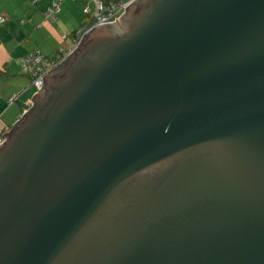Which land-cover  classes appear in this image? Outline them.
I'll use <instances>...</instances> for the list:
<instances>
[{"label": "water", "instance_id": "95a60500", "mask_svg": "<svg viewBox=\"0 0 264 264\" xmlns=\"http://www.w3.org/2000/svg\"><path fill=\"white\" fill-rule=\"evenodd\" d=\"M130 1L2 134L0 264H264V0Z\"/></svg>", "mask_w": 264, "mask_h": 264}, {"label": "crops", "instance_id": "0c3cea01", "mask_svg": "<svg viewBox=\"0 0 264 264\" xmlns=\"http://www.w3.org/2000/svg\"><path fill=\"white\" fill-rule=\"evenodd\" d=\"M55 1L17 0L12 14L8 7L0 12L4 18L0 25V137L30 109L31 98L37 92L20 59L32 50L54 60L58 54L66 55L74 35L88 22L87 15L77 13L85 8L92 12L88 0H67L51 19L45 12ZM10 97H14L11 103Z\"/></svg>", "mask_w": 264, "mask_h": 264}, {"label": "built area", "instance_id": "2783aa9c", "mask_svg": "<svg viewBox=\"0 0 264 264\" xmlns=\"http://www.w3.org/2000/svg\"><path fill=\"white\" fill-rule=\"evenodd\" d=\"M60 0L53 2L45 12L46 17L53 18L60 9ZM131 1L119 2L115 5L103 6L102 4H97L95 10L90 14L88 8L83 9L85 15H90L89 20L83 29L77 32L76 36L72 40L71 48L67 51L65 56L57 55L55 60H47L38 51L33 50L27 56L20 59L22 68L25 73H27L32 81V85L35 87L36 91L42 85V77L51 71L53 68L58 66L62 61H64L78 46L83 35L93 29L95 26L103 23H113L115 20L124 13L125 7ZM4 22V19L0 17V23ZM14 101V97H10L8 102ZM4 142V138L0 137V144Z\"/></svg>", "mask_w": 264, "mask_h": 264}, {"label": "rangeland", "instance_id": "374dc122", "mask_svg": "<svg viewBox=\"0 0 264 264\" xmlns=\"http://www.w3.org/2000/svg\"><path fill=\"white\" fill-rule=\"evenodd\" d=\"M24 1V3H25V0H23ZM61 2H60V5H62L63 7L65 6V1H67V0H60ZM63 1V2H62ZM16 2H17V0H0V12L2 11V10H6V8L5 7H8V8H10V13L12 14L13 13V9L15 10V5H16ZM88 4H89V6H90V8H92V9H90L92 12L95 10V7H96V5H95V3H93V1H90V0H88ZM92 12H90V14L92 13ZM58 13V12H57ZM56 13V14H57ZM77 14H79V15H81V16H85V14L84 13H82L81 12V14L78 12ZM56 16V15H55ZM42 50H44V48L42 49ZM36 51H38V50H36ZM31 52V51H30ZM29 52V53H30ZM39 52V51H38ZM29 53H27V54H29ZM39 54H40V52H39ZM42 54V53H41ZM43 55V54H42ZM45 56V55H44ZM48 60H54V59H52V58H48ZM33 88H35V87H33Z\"/></svg>", "mask_w": 264, "mask_h": 264}, {"label": "trees", "instance_id": "16d2710c", "mask_svg": "<svg viewBox=\"0 0 264 264\" xmlns=\"http://www.w3.org/2000/svg\"><path fill=\"white\" fill-rule=\"evenodd\" d=\"M98 1H100L101 2V4L103 5V6H110V5H115L116 3H119V2H126V1H129V0H98ZM89 16V15H88ZM1 17V16H0ZM3 18V17H2ZM4 19V18H3ZM88 20H89V18H88ZM4 22H2V23H0V25H2ZM77 34V33H76ZM76 35H74V37H75ZM73 37V38H74ZM73 40V39H72ZM33 51V50H32ZM41 54V53H40ZM28 54H26L25 56H27ZM61 56H62V54H60ZM25 56H23V57H25ZM22 57V58H23ZM43 57L45 58V59H47L48 60V58L47 57H45L44 55H43ZM21 63V62H20ZM22 66V65H21ZM24 70V69H23Z\"/></svg>", "mask_w": 264, "mask_h": 264}, {"label": "flooded vegetation", "instance_id": "af4514ba", "mask_svg": "<svg viewBox=\"0 0 264 264\" xmlns=\"http://www.w3.org/2000/svg\"><path fill=\"white\" fill-rule=\"evenodd\" d=\"M61 67H63V65H60V67H58L56 70L60 69Z\"/></svg>", "mask_w": 264, "mask_h": 264}, {"label": "clouds", "instance_id": "9594fccd", "mask_svg": "<svg viewBox=\"0 0 264 264\" xmlns=\"http://www.w3.org/2000/svg\"><path fill=\"white\" fill-rule=\"evenodd\" d=\"M130 1V0H129ZM58 55H60V54H58ZM65 56V55H64ZM38 93V92H37ZM26 113V112H25Z\"/></svg>", "mask_w": 264, "mask_h": 264}]
</instances>
